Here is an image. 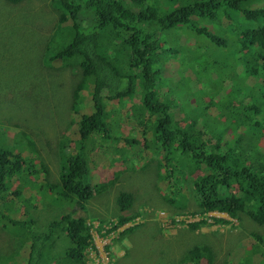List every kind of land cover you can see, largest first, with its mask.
Masks as SVG:
<instances>
[{"label":"rangeland","instance_id":"1","mask_svg":"<svg viewBox=\"0 0 264 264\" xmlns=\"http://www.w3.org/2000/svg\"><path fill=\"white\" fill-rule=\"evenodd\" d=\"M166 1L170 0L161 2ZM195 1L191 0V3ZM249 7L263 8L264 0H249ZM138 8L141 9V6ZM59 15L53 6V0H18L15 3L0 0V133L6 135L8 147L21 153L24 162L26 161L25 174L21 175L29 181L31 189L29 190V184L25 181L21 197L13 195L22 201L20 204L15 202L14 207L18 209L20 218H32L37 222L32 227L21 230L22 235L29 238L27 232L32 229L35 235L45 236L52 222L59 221L64 215L70 219L83 218L87 221L93 242L85 251L86 264H193L183 258L196 246L208 247L211 251V259L204 254L199 264H264V225L255 222L246 213H238L236 216L219 212L208 215L200 213L196 198H193L195 194L189 191V187L193 186L190 179L194 181L195 177L203 176L205 171L200 168L192 172L194 169H191L190 159L179 154H175L172 164L166 165L163 147L156 140V122L158 117L162 118L164 115L151 114L144 109L138 79L135 95L122 103L108 105V123L113 137L107 140L102 134H95L85 142V152L91 161L87 160L93 166L92 180L89 175L90 183L94 188L98 186L97 183L113 184L98 191L82 205L52 204L51 207L53 198L50 199L47 193L44 196L42 194L51 192L47 188L48 182H60L67 160L61 146L67 145L68 156L77 152L79 144L76 147V143H72L74 130L79 129L78 124L83 115L93 112L92 93L88 90L82 93L84 97L81 104L74 107L72 103V94L82 75L80 69L65 67L58 62L49 67L45 63L47 50L53 48V27ZM197 22L202 27L211 28L210 23L205 20ZM218 24L224 27L216 28V34L219 38L226 39L231 48L244 38L243 33L249 28L250 22L236 11L232 15V21L223 19ZM151 31L155 35L159 32L154 26ZM161 38L164 43L174 45L177 50L180 46L181 50L176 54L179 55L178 58L185 57L187 50L196 48L195 40H189L185 34L175 36L172 31ZM123 39L122 33L108 29L101 34L100 43L110 54L120 52V61L117 60V55L115 60L124 74L139 76L138 69H131L124 62L130 54L123 45ZM198 43L208 48L206 53L209 61L216 56V52L223 54L230 51L219 50L203 39ZM203 52L201 48L196 54L201 55ZM162 56L167 59L173 53L164 54L162 51ZM219 62L223 61L220 59ZM177 63L167 59L164 63L165 70L160 74L164 87L157 88L161 100L178 101L180 115L175 116L176 124L185 127L195 116L201 117L200 124L202 121L214 123L215 115L212 112L215 109H209L211 115H203V108L200 107L202 100L208 101L211 98V93H221L223 96L217 101L218 109H231V103H236L225 92L232 93L241 88L228 85L229 82L222 90L217 85L212 87L211 82L203 76H212L214 71L210 68L207 71L201 70L199 78L196 76L202 86L188 87L194 94L189 102L188 89L177 83L178 79L184 80V76L178 77L176 73ZM187 74L191 73L188 70L180 72V75ZM171 76L178 78L172 79ZM54 79L57 82H51ZM252 79L251 81V76H245L240 85H253L257 78ZM172 88H177L180 93ZM177 94L179 98L175 96ZM236 125L234 120H230L229 132L225 131L221 123L224 131L222 136H218L213 127L212 142L219 141L224 145L227 141L237 142L240 139L246 141L245 146L248 143L253 145L252 134L243 135L247 131L235 128ZM122 138L126 139L117 140ZM128 140L138 141L140 144L130 145L127 144ZM12 141L17 143L13 144ZM257 142L264 153V133ZM160 164L164 165L163 168H160ZM43 165L47 172H44ZM18 177L19 175L15 180ZM16 181L21 183L20 179ZM17 183L13 189H17ZM121 192L134 195L131 208L124 213L116 203ZM185 195L189 199L188 204L183 206L186 202ZM167 199L173 201L168 203ZM37 206L39 210L34 211ZM29 209L31 212L27 216ZM120 215L131 219L121 224ZM214 217L221 222H216ZM53 231H57L60 239L47 255V264H63L61 257L69 245L66 234L61 229L54 228ZM19 234V231L12 228L5 229L4 224L0 223V264H27L30 238L24 241ZM252 249L257 253L254 257Z\"/></svg>","mask_w":264,"mask_h":264},{"label":"trees","instance_id":"2","mask_svg":"<svg viewBox=\"0 0 264 264\" xmlns=\"http://www.w3.org/2000/svg\"><path fill=\"white\" fill-rule=\"evenodd\" d=\"M8 1L15 3L18 0ZM161 1L163 0H53V6L60 15L53 27L51 39L53 48L47 50L48 54L44 56L45 63L49 67L58 62L65 67L80 69L82 75L72 94V103L74 107L81 104L84 97L82 93L88 90L92 93L93 112L83 115L78 124L79 129L74 130L72 143H76V147L79 144L77 152L68 156L67 145L62 144L61 149L67 160L60 182L57 184L48 182L47 188L51 189V192H44L42 195L47 193L50 199L53 198V201L56 199L52 201L51 207L52 204L82 205L98 191L113 184L97 183L98 186L94 188L90 183L89 175L92 180L93 166L87 160L85 142L95 134H102L107 140L113 137L108 123V105L122 103L135 95L138 79L144 109L151 114L164 115L162 118L158 117L156 122V140L163 147L166 165L172 164L175 154H179L190 159L191 169H194L192 172L196 167L205 171L203 176L194 179V185L189 187L191 190L187 189L195 194L193 198H196L199 212L206 215L212 212L227 213L230 216L246 213L255 222L264 225V153L257 142L264 133V7L250 8L249 0H196L195 3H191V0H170L165 3ZM138 6H141V9ZM236 11L241 13L250 25L243 33L244 38L240 42L237 41L236 46L229 48L227 40L219 38L215 29L224 27L218 24L223 19L232 21V15ZM198 20L209 22L211 28L202 27ZM152 26L158 29L157 35L151 31ZM108 29L123 34V45L130 54L124 62L129 64L131 69H138L139 76L124 74L115 60L117 55V60L120 61V52L110 54L108 49L102 47L100 36ZM172 31L175 32V36L185 34L189 40H195L196 48L187 50L184 53L185 57L178 58L179 55L176 54L181 50L180 46L177 50L174 45L164 43L161 38ZM201 39L219 50L230 51L223 54L216 52V56L209 61L206 53L208 48L198 43ZM201 48L204 52L201 55L196 54ZM162 51L164 54L173 53V56L167 59L178 62L176 73L178 77L184 76V80L178 79L177 83L188 89L189 102L194 94L188 87L202 86L198 78L202 71L210 68L214 71L212 76L211 74L203 76L211 82L212 87L217 85L222 90L229 82L228 85L241 88L235 89L236 91L232 93L225 92L228 98L236 103H231V109L230 107L226 110L218 109L217 101L223 96L221 93H211L208 101L202 100L200 103L199 99L198 104L200 103V107L203 108V115H211L209 109H215L212 112L215 115L214 123L202 121L200 124L201 117L195 116L193 121L184 125L185 127L176 124L175 116L180 115L177 109L178 101L169 99L163 101L157 91L158 87L163 86L160 74L165 70L164 63L167 61L162 56ZM220 59L222 63L219 62ZM239 69L242 70L239 72ZM186 70L192 75H180V72ZM245 76H251V81L252 78L257 80L253 85L241 86L240 81ZM232 77L235 78L230 79ZM172 89L180 93L177 88ZM178 95L175 96L179 98ZM230 120L237 123L235 128L247 131L243 132V135L252 134L253 145L248 143L245 146L246 141L240 139L237 142L227 141L224 145L219 141L212 142L213 127L218 136H222L224 131L221 123L225 131L230 132ZM198 126L201 128H197ZM173 127L176 128L173 130ZM124 139L126 138L117 140ZM12 143L16 144L17 141ZM127 144L140 143L128 140ZM24 166L26 163L22 154L8 147L6 135L0 133V223L4 224L5 229L19 231V236L24 241L30 238L26 254L27 264H47V255L60 239L57 231H53L54 228L61 229L66 234L69 244L61 257L63 264H86L85 251L93 240L87 221L83 218L70 219L63 215L59 221L52 222L45 236L35 235L32 229L27 232L29 238L22 235L21 230L37 223L32 218H20L18 209L14 207L15 202L20 204L22 201L13 195L21 197L23 184L25 181L29 184L26 177L21 175L25 170ZM159 166L163 168L164 165ZM43 168L44 172H47L45 167ZM181 173L185 174L184 171ZM18 175L20 184L17 183V179L15 180ZM15 183L17 189H13ZM28 186L30 190V184ZM35 187L38 185L35 184ZM133 196L129 192L119 193L116 203L122 213L131 208ZM184 198L186 202L183 206H186L189 196L185 195ZM167 201L170 203L173 200ZM36 204L39 205V202ZM38 210L39 206L35 207L34 211ZM30 212L29 209L27 216ZM214 218L216 222H221L220 219ZM130 219L131 217L119 216L121 224ZM204 254L211 259L208 247L196 246L183 260L199 264ZM256 254L252 249V256Z\"/></svg>","mask_w":264,"mask_h":264},{"label":"clouds","instance_id":"3","mask_svg":"<svg viewBox=\"0 0 264 264\" xmlns=\"http://www.w3.org/2000/svg\"><path fill=\"white\" fill-rule=\"evenodd\" d=\"M57 12H58V11H57ZM58 13H59V12H58ZM57 20H58V19H57ZM57 20L55 21L56 23H57ZM56 23H55V24H56ZM25 163H26V161H25ZM43 167H45V166L43 165L42 168H43ZM196 169H200V168H197V167H196ZM43 170H44V168H43ZM44 171H45V170H44ZM195 179H197V178L195 177ZM190 181H191L192 183L194 182L193 179H190ZM193 185H194V184H193Z\"/></svg>","mask_w":264,"mask_h":264},{"label":"bare ground","instance_id":"4","mask_svg":"<svg viewBox=\"0 0 264 264\" xmlns=\"http://www.w3.org/2000/svg\"><path fill=\"white\" fill-rule=\"evenodd\" d=\"M163 222H164L166 225H168L167 222H165V221H163Z\"/></svg>","mask_w":264,"mask_h":264}]
</instances>
